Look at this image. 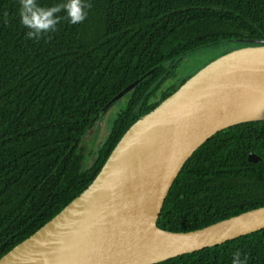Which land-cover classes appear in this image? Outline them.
I'll list each match as a JSON object with an SVG mask.
<instances>
[{
    "label": "trees",
    "instance_id": "16d2710c",
    "mask_svg": "<svg viewBox=\"0 0 264 264\" xmlns=\"http://www.w3.org/2000/svg\"><path fill=\"white\" fill-rule=\"evenodd\" d=\"M63 2L37 0L42 7ZM87 2L83 23L62 20L36 42L26 38L19 0H0V257L78 196L126 129L198 70H183L180 55L225 40L264 39V0ZM155 66L125 97L85 166L80 143L99 111ZM263 145L264 120L207 139L175 177L156 226L192 231L264 206ZM248 153L260 160L248 162ZM237 250L247 264H264V229L157 264H232Z\"/></svg>",
    "mask_w": 264,
    "mask_h": 264
},
{
    "label": "water",
    "instance_id": "95a60500",
    "mask_svg": "<svg viewBox=\"0 0 264 264\" xmlns=\"http://www.w3.org/2000/svg\"><path fill=\"white\" fill-rule=\"evenodd\" d=\"M226 43L243 46L211 60L136 119L89 185L0 264H157L264 229V206L192 231L156 226L170 186L202 143L228 127L264 120V39L192 51ZM158 67L113 96L98 118ZM259 160L248 153V162Z\"/></svg>",
    "mask_w": 264,
    "mask_h": 264
},
{
    "label": "clouds",
    "instance_id": "9594fccd",
    "mask_svg": "<svg viewBox=\"0 0 264 264\" xmlns=\"http://www.w3.org/2000/svg\"><path fill=\"white\" fill-rule=\"evenodd\" d=\"M20 23L27 29L26 38L39 42L50 33L57 31V25L62 20L76 25L83 23L92 5L87 0H65L51 7H42L37 0H19ZM63 13V15H61ZM5 13V23L7 22ZM232 264H247V257L241 258L237 250L233 254Z\"/></svg>",
    "mask_w": 264,
    "mask_h": 264
},
{
    "label": "rangeland",
    "instance_id": "374dc122",
    "mask_svg": "<svg viewBox=\"0 0 264 264\" xmlns=\"http://www.w3.org/2000/svg\"><path fill=\"white\" fill-rule=\"evenodd\" d=\"M233 45L235 44L234 43L220 44L218 46H215L216 48H212L211 50H209L208 48L214 46L204 47L189 52L187 54H184L180 57V59L183 61L182 63L186 65L182 67V69L187 70L189 66L192 68L201 69V67L205 66L207 63L211 61L210 59L213 55L216 56L217 54H221L227 47ZM204 49L207 50L202 51L200 53H196ZM125 101L126 99L123 98L117 101L116 103H114L105 112V114L102 115V117L97 118L96 121H94L92 127L89 130H87V132L83 136L82 141L80 143V147L84 157L85 166L91 162L96 150L104 141L115 114L124 106Z\"/></svg>",
    "mask_w": 264,
    "mask_h": 264
},
{
    "label": "bare ground",
    "instance_id": "6f19581e",
    "mask_svg": "<svg viewBox=\"0 0 264 264\" xmlns=\"http://www.w3.org/2000/svg\"><path fill=\"white\" fill-rule=\"evenodd\" d=\"M263 111H264V109H263L262 111H260L259 113H262ZM256 115L258 116V113H256ZM259 117H264V112H263L262 115L259 116Z\"/></svg>",
    "mask_w": 264,
    "mask_h": 264
}]
</instances>
